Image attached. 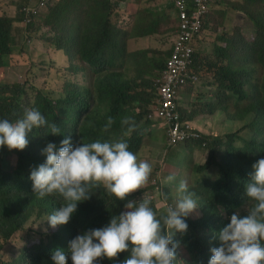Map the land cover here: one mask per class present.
Returning a JSON list of instances; mask_svg holds the SVG:
<instances>
[{"label": "trees", "instance_id": "obj_1", "mask_svg": "<svg viewBox=\"0 0 264 264\" xmlns=\"http://www.w3.org/2000/svg\"><path fill=\"white\" fill-rule=\"evenodd\" d=\"M96 2L103 7L95 11L96 18L87 14L93 22L72 19L80 7L86 12L82 0L56 5L54 15L61 20L58 30L64 40L60 37L54 45L71 59L76 52L88 63L103 107L91 109L89 88L55 101L47 95L32 98L20 84L0 83V241L5 246L20 235L25 238L23 231L36 217L49 220L56 230L33 234L36 240L31 246L27 243L16 264H218L222 256L231 264L250 259L264 264V236L259 232L264 225V83L254 85L256 94L243 116H252L244 128L255 132L258 140L239 132L208 143L207 160L198 166L206 177L196 192L197 217L177 215L176 236H170L168 214L133 221L129 200L138 193L126 188L145 130L156 123L148 119L156 102L150 91L153 77L165 68V58L141 62L148 65L137 75L128 74L135 78H123L118 71L99 75L116 53H123L126 34L111 27L110 1ZM257 15L250 19L257 28L255 40L237 39L228 45L249 51V59L257 58L264 67V16ZM14 22L11 16H0L1 67L10 64L8 56L16 51V34L25 35L24 28L16 33ZM140 52H124V61H138ZM195 55L190 73L197 75L201 67ZM232 63L207 61V73L218 82L215 95L221 92L240 102L250 98L243 87L252 77L250 63L242 68ZM179 112L184 120L198 113ZM10 156L17 159L6 168ZM214 168L219 174L213 180ZM242 204L244 213L239 215Z\"/></svg>", "mask_w": 264, "mask_h": 264}, {"label": "rangeland", "instance_id": "obj_2", "mask_svg": "<svg viewBox=\"0 0 264 264\" xmlns=\"http://www.w3.org/2000/svg\"><path fill=\"white\" fill-rule=\"evenodd\" d=\"M26 1L27 0H0V16H11L15 19L14 25L16 27V33L22 28H24L25 31L24 36L16 34L17 43L14 45L16 47V51L8 56L10 64L5 67L0 66V83L20 84L25 86L28 95L32 98L37 95H47L55 101L58 99H68L73 97L71 92H77L79 89L89 88V94H91V109L100 105L98 86L95 85L97 81L96 75L90 73L88 63L85 62L79 54H76V52L73 54L77 57L74 60L71 59L70 54L68 55L64 50H58L54 45L60 37V40H64L62 33L58 30V23H60L61 20H56L54 9L59 4L63 5L66 3L72 5L75 0H52L50 7L45 14L35 19L31 25H26L23 21L17 22L19 18H22V20L24 18V13L21 12V7L26 4ZM29 1L37 2L40 0H28V2ZM96 1L97 0H82L84 5L83 9L86 12H82V7H80L71 15L72 19H75V21L87 19L88 21L93 22L94 18H89L87 14L90 12L96 18L95 11L99 12V10L103 7L102 4H99ZM98 1L105 3V0ZM111 1L114 4V7L110 2L113 9L108 14V19L111 22V27L114 29H120L123 34L125 33L124 30H127L132 25H139L137 22L138 19H143V25H145L151 18L150 16L144 14H140L136 17V10L139 8L138 5L135 4L137 3V0ZM122 11H124V14ZM158 18L161 21L160 24L157 25V30L159 32L157 31L155 34L148 35V37L154 41L153 44H149L142 48L138 43H130L128 42V39L126 40L124 37V44L121 46L120 51L123 53H116L117 57L114 59V62L99 70L98 74L104 77V74L107 72L118 71L117 73L122 74L123 78L124 74L130 77L128 74L137 75L139 69H144V67L148 65H140L141 62H146L142 52H140L138 65L137 61L128 60L129 62H125L124 52L130 55L136 50L148 49L155 55V57H164V54L169 50L174 39V26L171 17L168 15L161 14ZM250 23L251 20L248 17H243L240 22V24L247 26H249ZM214 27L217 28V25H214ZM85 28H82V31ZM215 31L213 30L208 33L205 44L208 45L209 43V45L204 48V55L208 53L209 49L215 51V49L219 48L216 44H225L226 41L221 38L222 35H225L227 39L235 38L234 40L238 39L247 41L249 33L247 30L242 33L229 31L222 34L215 33ZM158 48H161V50L157 52ZM248 54L249 51L244 48H241L240 52H238L235 48L232 53V61L235 63V68L246 67L245 63H250L249 68L251 69L252 77L250 82L243 86L250 94V98L236 102L235 98H227L224 94H221V92H218V97L215 95V92L212 100L208 102L205 101L202 94L204 89H206L205 77L208 71L205 73H203V71H199L200 76L204 75L202 83L201 80L199 82V84L201 83L200 90L190 92L189 98H187L186 95H181L182 97L187 98H183V102L190 101L193 96L195 97L196 102H192V105H195L194 111L198 112L196 115L200 118H206L209 113H212V109L214 107H219L220 102L225 103V109H220V107L219 110L215 112L209 123V125L212 126L211 129L219 135V137L224 139L227 135L241 132L242 135L249 137V140H258L255 132L251 131L249 128H244L245 124L252 119V116L249 115L246 119L243 116L245 113L244 111L252 100L251 97L256 94L253 90L254 85H261L264 83V67L257 60V58L249 59ZM224 59H228V57H214V60H216L215 62H220ZM145 76L146 78H151L149 74H146ZM262 92L263 90H261L259 94ZM201 99H203V101ZM100 107L103 106L100 105ZM193 113V111L189 112V114ZM185 115L188 116V113ZM238 119H240V121H237ZM192 120L194 119L192 118ZM145 131L146 136L141 139V141L143 140L140 146L142 150L141 152L139 150L137 155H135L137 158L134 160L135 167L133 169L132 181L137 179L140 182L139 187L141 188L149 184L158 186V192L154 194L157 199L155 201L156 207H154L156 209L151 213V215H145L142 212L147 208V202L144 203L143 201H135L134 199H131V207H129V210L133 215V221L147 220L149 218H154L157 215L163 216L166 214L169 215L170 221H173L176 216L181 213H184L190 218H196L197 215L195 214L199 211L198 203L200 198L197 194L201 191V187L198 185L200 184L201 178L203 179V175L192 172L196 189L190 188L185 194L183 190L189 187V185H187L188 178H191L189 174H186L185 178H175L171 174H168L165 181L162 178V170L167 169L166 166H169L170 168L175 166L182 169H188L192 163L190 150L193 151L194 149H191L193 147L191 145L186 146L184 144L169 146L167 144L168 136L166 135V131L163 128V124H160L159 122L149 126ZM146 148L148 149V152H145ZM150 148H152L153 151L150 150ZM218 157L220 159V155H218ZM16 159V156H13L10 160H6V168H12ZM174 159H176L174 165L170 166L165 164L166 162H171ZM218 174L219 169L214 168L212 179H216ZM183 179L185 181L184 183ZM161 182L164 185H161ZM168 186L172 187L176 192L174 197L172 196V192ZM130 191L131 190H128V192ZM194 202L195 205H193ZM192 210L196 211L190 214ZM229 212L230 211H228V213ZM127 217V221L131 220L130 215H127ZM27 226L28 227L23 231L25 232L23 235L25 238L20 235L21 241L19 237H16L11 243L5 246L4 242L0 241V262L2 264H16L19 262L22 250L27 247V243L31 246V242L36 240L33 234L41 233L42 235H45L52 233V231H48L51 230L49 229L51 224L49 220L46 221V219L38 220L35 217L30 223H28ZM171 226L172 223H170L168 227L171 228ZM172 229L173 232L171 235L174 234L176 236L178 228H174V226H172ZM259 232L261 236H264V225L260 226ZM180 252L181 255L188 257L184 249H181ZM218 264L231 263L226 257L222 256ZM248 264H256V261H252L250 259Z\"/></svg>", "mask_w": 264, "mask_h": 264}, {"label": "crops", "instance_id": "obj_3", "mask_svg": "<svg viewBox=\"0 0 264 264\" xmlns=\"http://www.w3.org/2000/svg\"><path fill=\"white\" fill-rule=\"evenodd\" d=\"M111 3L112 1L109 0ZM180 0H137L138 9L136 10V17L139 16L140 14H144L147 16H150V20L148 23L143 25L144 20L143 19H138L137 22L139 25H132L130 28L127 30H124L125 32V38L126 40L128 39V42L130 43H138L142 48L146 47L149 44H153V40H151L148 35L155 34L157 30V25L160 24V19L158 16L162 15H168L171 17L173 26H174V39L171 43V46L169 50L164 54L165 62L169 58L173 46H174V40L176 38V34L178 32V24H179V17L177 13L179 12L177 2ZM185 2L190 5V0H185ZM30 3L28 0L26 1V4H24L21 7V12H23L24 8ZM113 4V3H112ZM114 7V4H113ZM259 12V15L264 16V0H214V2L211 5V10L210 12L206 15L205 17V22H204V27L203 31L200 34V36L197 38V40L194 43L195 46V53L198 55L197 57V62L199 63L201 69L199 71H203L205 73L208 70V66L206 65L207 61L209 62H214V57L219 56V57H228V59H224V64L232 63L229 58L232 59V53L233 50L235 49L234 47L232 48L228 44L234 40L233 38L227 39L225 35H222V39L225 42V44H216L223 50L220 52L212 51L209 49L208 53L204 55L203 50L205 47L209 45H206L205 42L208 37V33L210 31H215V33H225L229 31H236V32H245L247 31H252L255 33L257 30L256 26L250 24L249 26L247 25H242L240 22L242 21L243 17H248L249 19L252 20V17L258 16L257 13ZM124 14V11H122ZM157 15V16H156ZM18 22V20H17ZM134 24V23H133ZM214 25H217V28L214 27ZM251 28V29H250ZM159 32V31H158ZM202 36V37H201ZM240 47H237V50L239 51ZM161 50V48L157 49V52ZM138 51V50H136ZM156 52V53H157ZM142 53L144 58L150 61L151 59L155 58V55L152 54V52L148 49H142ZM195 55V56H196ZM234 66V62L232 63ZM235 68V67H234ZM156 71V69L154 70ZM199 71L197 70L196 74L199 76V79L202 80L204 78V75L200 76ZM201 83L197 84H188L183 86L181 89H179L176 93L178 95V103L180 105V110H184L187 113L194 111L195 105H192V102H196L195 97L193 96L190 101L183 102V98L187 99L189 98L190 92L198 91L201 89ZM218 82H216V77L212 73H207L205 77V88L203 92L204 100L205 101H210L213 99V95L218 89ZM151 94L153 98V92L154 90L151 89ZM181 95H186V97H182ZM203 101V99H201ZM221 107V108H220ZM220 109H225V103L219 104V107H214L212 109V113H209V115L206 118H193L191 122L194 124L196 129L200 132L203 133H209L212 135H217L212 129L211 125H209L211 119L213 118V115L215 114L216 111ZM202 112V111H201ZM237 121H240L238 119ZM241 133V132H240ZM188 146V145H187ZM142 148L140 149L141 152ZM150 150L153 151L152 148ZM151 151V152H152ZM145 152H148V149H145ZM144 152V153H145ZM191 153V159L192 163L190 166H192L195 163H200L203 161H206L207 156L206 154L202 153L200 150H190ZM176 160H172L169 163H165L167 165H174ZM170 168V167H169ZM174 167H171L173 169ZM213 177V175H212Z\"/></svg>", "mask_w": 264, "mask_h": 264}, {"label": "built area", "instance_id": "obj_4", "mask_svg": "<svg viewBox=\"0 0 264 264\" xmlns=\"http://www.w3.org/2000/svg\"><path fill=\"white\" fill-rule=\"evenodd\" d=\"M52 0L31 1L23 10L26 24L45 14ZM214 0H185L177 2L179 12L178 32L174 40L173 50L165 62V68L156 76L153 87L156 90V102L149 117L153 121L163 123L169 144L191 142L200 138L190 121L184 120L178 110L177 91L188 82L195 83L198 76L190 73L195 53L194 41L203 31L205 17ZM1 264V263H0Z\"/></svg>", "mask_w": 264, "mask_h": 264}, {"label": "clouds", "instance_id": "obj_5", "mask_svg": "<svg viewBox=\"0 0 264 264\" xmlns=\"http://www.w3.org/2000/svg\"><path fill=\"white\" fill-rule=\"evenodd\" d=\"M211 9V8H210ZM209 9V10H210ZM23 22L25 23V21H24V18H23ZM33 23V22H32ZM32 23H30V24H32ZM26 24V23H25ZM30 24H26V25H30ZM250 24H252V21H251V23ZM251 29V28H250ZM255 37H256V31H255V33L252 31V29H251V31H249V33H248V36H247V41L246 42H248V43H251V42H253L254 40H255ZM129 61H133V60H129ZM128 61V62H129ZM137 65H138V61H137ZM196 76H198V75H196ZM155 78H156V76L155 77H153V80H155ZM199 81H200V79H199V77H198V81L197 82H195V83H192V84H197V83H199ZM154 82V81H153ZM152 88H153V90H154V94H155V98H156V90H155V88L152 86ZM177 104H178V110L180 109V105H179V103H178V95H177ZM201 112V111H200ZM149 115V114H148ZM249 116V114L245 117V119L247 118ZM196 118H199L198 116L196 117ZM148 119H150V120H152L153 118H150L149 116H148ZM185 120H188V121H192V119H185ZM160 121V120H159ZM159 121H153V122H159ZM250 122V121H249ZM249 122H247L245 125H247ZM160 123V122H159ZM155 124V123H154ZM154 124H152V125H154ZM160 124H163V123H160ZM191 124L194 126V124L191 122ZM163 128L165 129V131H166V128H165V126H164V124H163ZM194 128L196 129V127L194 126ZM196 131H198L197 129H196ZM199 133H200V138L199 139H197V140H194V141H191V142H186V143H180V144H184V145H191L193 148H191V149H194V150H200L203 154L205 153L206 154V156H208V150H207V147H208V143L209 142H211L213 139H215V138H217V137H219V135H212V134H209V133H203V132H200V131H198ZM166 135L168 136V134H167V131H166ZM219 138H221V137H219ZM167 144L169 145V146H172V145H170L169 144V141H168V138H167ZM178 145V144H177ZM176 146V145H175ZM176 160V159H175ZM207 160V159H206ZM206 161H203V162H200V163H195V164H193L192 166H190L188 169L186 168V169H182V168H178V167H175V166H172V167H174L173 169H169V166L167 167L166 166V168L167 169H163L162 170V178L164 179V181H165V178L167 177V175L168 174H171L173 177H175V178H177V177H186L185 175L186 174H189L190 176H191V178L189 179L188 178V184L187 185H189V187L188 188H185L186 189V191H185V189L183 190L184 191V194L186 193V192H188V190L191 188V189H195V180H194V177L192 176V172H194V173H196V174H202L203 175V179L201 178V181H200V183L201 182H203V180L205 179V177H206V174L204 173V172H198V166L199 165H202V164H204ZM167 163V162H166ZM169 163V162H168ZM211 177H212V175H211ZM133 179V178H132ZM185 181H184V179H183V183H184ZM139 181L137 180V179H135L134 181H131V184H130V186L128 187V188H126V190H127V192H128V190H131L130 192H128V193H130V194H133V193H138V196L137 197H135V198H131V199H134L135 201H143L144 203L145 202H147V208L142 212V213H144L145 214V211L148 209V213L147 214H145V215H151V213L156 209V208H154V207H156V197L154 196V194H156V192H158V186H155V185H152V184H149V185H146L145 187H143V188H141V187H139ZM161 185H164L162 182L160 183ZM157 185V184H156ZM169 187V189L171 190V192H172V196L174 197V195L176 194V192L174 191V189L172 188V187H170V186H168ZM154 189H156V190H154ZM178 191H182V190H178ZM130 199V200H131ZM130 200H129V204H130V206L129 207H131V203H130ZM193 205H195V202L193 203ZM243 209H244V204H242L240 207H239V209H238V214L240 215V214H243L244 212H243ZM196 210H192L191 212H190V214L191 213H193V212H195ZM124 215H125V217H126V219H127V214H125L124 213ZM170 223H172V226H174V228L176 227L175 226V224H174V222L173 221H170V217H169V219H168V226L170 225ZM172 226H171V228L170 227H168V229H169V233H170V236H173V235H171V233L173 232V229H172ZM55 227H53V226H51L49 229H51V230H48V231H55L56 229H54ZM46 232V231H45ZM250 259V258H249ZM1 263V262H0ZM2 264V263H1ZM244 264H248V263H244Z\"/></svg>", "mask_w": 264, "mask_h": 264}]
</instances>
